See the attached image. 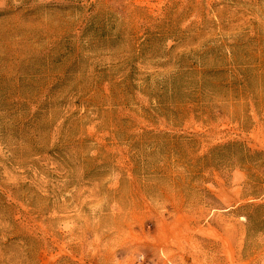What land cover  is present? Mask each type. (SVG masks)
<instances>
[{
	"label": "rangeland",
	"instance_id": "1",
	"mask_svg": "<svg viewBox=\"0 0 264 264\" xmlns=\"http://www.w3.org/2000/svg\"><path fill=\"white\" fill-rule=\"evenodd\" d=\"M0 264H264V0H0Z\"/></svg>",
	"mask_w": 264,
	"mask_h": 264
}]
</instances>
